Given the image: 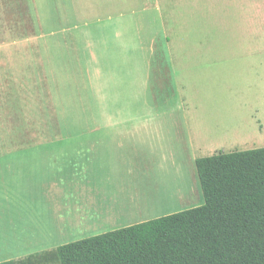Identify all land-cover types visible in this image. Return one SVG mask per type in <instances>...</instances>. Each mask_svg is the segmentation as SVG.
Instances as JSON below:
<instances>
[{"label":"rangeland","instance_id":"obj_1","mask_svg":"<svg viewBox=\"0 0 264 264\" xmlns=\"http://www.w3.org/2000/svg\"><path fill=\"white\" fill-rule=\"evenodd\" d=\"M124 3L123 11L84 16L76 13L72 0H0V81L12 85L3 91L8 96L0 107V145L52 146L53 136L67 131L76 115L98 114L102 109L109 114L165 119L160 144L150 154L156 161L135 169L132 181L125 174L126 191L141 188L153 195V200L132 202L138 213L130 219L144 221L205 202L196 158L215 150L264 146V0ZM112 22H118V34L116 28L107 32ZM167 48L173 56V78L170 75L165 85L155 80L148 83V62L154 50ZM184 48L217 53L219 66L227 70L205 77L185 75ZM133 50L140 55V64L135 57L134 66ZM36 51L52 58L48 66L57 73L38 74L28 63L32 55L38 60ZM72 52L87 58L96 54L100 63L94 60L76 73L60 71L59 61H68ZM119 81L138 82L140 88L135 91L139 95L109 98L108 86ZM99 95L107 98L103 107ZM49 164L46 168L53 166ZM126 191V198L133 200ZM3 213L6 210L0 202ZM5 220L9 224L0 238V261L19 260L42 248L47 251L110 230V226L83 224L58 228L46 212L44 235H31L32 227Z\"/></svg>","mask_w":264,"mask_h":264},{"label":"crops","instance_id":"obj_2","mask_svg":"<svg viewBox=\"0 0 264 264\" xmlns=\"http://www.w3.org/2000/svg\"><path fill=\"white\" fill-rule=\"evenodd\" d=\"M72 1L76 13L79 11L78 14L84 16L100 11H123L125 8L124 0ZM117 27L118 22H112L107 25V32L116 28L118 34ZM134 50L132 66L135 57L140 64L139 52L135 53ZM36 53L38 60L34 61L31 54L33 57L30 56L28 63L34 65L38 74L57 73L48 66L49 60L52 59L50 56H45L46 53L39 51ZM216 54L211 50L184 48V60L181 63L184 74L205 77L216 70H227V67L219 66L221 59ZM99 55H105L102 49ZM94 60L97 65L100 63L97 62L96 54L87 58L79 54L76 56L72 52L68 61H59L62 68L60 71L76 73L77 68L86 69ZM109 60L108 58V62ZM148 64V83L155 80L158 84L165 85L171 73H175L173 56L168 48L165 51L155 49ZM11 86L0 81V107L8 96L3 91ZM135 87L140 88V84L135 81L110 84L109 98H119L125 94L134 98L139 95ZM176 88L178 90V86ZM98 99H101L100 106L107 104L106 97L99 95ZM13 112L14 109L10 108V117H13ZM160 118L137 113L109 114L102 109L98 114L76 115L70 121L67 131L58 132L53 136L55 139L52 140V146L0 145V202H3L6 210V213L0 214V226H3L0 227V238L9 224L5 220L6 217L13 221L19 220L26 228L32 227L31 235H44L46 212L50 215V222H56L58 228L65 224L72 227L78 224L110 226V230H102L100 234L143 222L130 219L138 213L132 202H141V198L153 200V195L141 188H136L133 192L130 188L126 191L127 183L124 179L125 174H128L132 181L130 177L135 169H139L142 164L148 166L150 162L156 161L150 154H155L154 151L160 144L159 137L165 128L163 122L166 120ZM233 151L215 150L211 155ZM49 163L53 166L46 168ZM125 191L132 195L133 200L126 198ZM19 206L21 213H18Z\"/></svg>","mask_w":264,"mask_h":264},{"label":"trees","instance_id":"obj_3","mask_svg":"<svg viewBox=\"0 0 264 264\" xmlns=\"http://www.w3.org/2000/svg\"><path fill=\"white\" fill-rule=\"evenodd\" d=\"M205 202L0 264H264V147L198 158Z\"/></svg>","mask_w":264,"mask_h":264}]
</instances>
